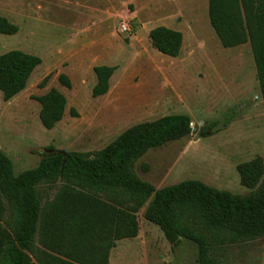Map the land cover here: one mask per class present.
I'll return each mask as SVG.
<instances>
[{
    "label": "rangeland",
    "instance_id": "374dc122",
    "mask_svg": "<svg viewBox=\"0 0 264 264\" xmlns=\"http://www.w3.org/2000/svg\"><path fill=\"white\" fill-rule=\"evenodd\" d=\"M26 1L39 21L15 18L18 31L0 34V54L17 49L42 60L25 89L8 101L0 92V149L14 173L36 166L46 154L97 151L132 125L186 114L194 130L148 149L132 163L134 173L156 189L188 179L236 195L254 189L241 185L236 166L256 156L264 162V103L256 66L249 43L220 44L209 22L208 0ZM122 22L129 32L120 31ZM158 25L182 29L178 56L151 45L149 30ZM95 65L116 66L107 93L98 97L91 95ZM60 73L70 78V89L58 82ZM51 87L67 104L62 119L46 129L32 96ZM56 189L38 184L41 202L47 204ZM150 200L136 213L138 237L116 241L109 264H197L195 243L183 239L172 248L160 228L143 217ZM206 236L217 264H264V236L226 244Z\"/></svg>",
    "mask_w": 264,
    "mask_h": 264
},
{
    "label": "trees",
    "instance_id": "16d2710c",
    "mask_svg": "<svg viewBox=\"0 0 264 264\" xmlns=\"http://www.w3.org/2000/svg\"><path fill=\"white\" fill-rule=\"evenodd\" d=\"M209 22L223 47L249 43L264 103V0H208ZM18 27L0 15V34ZM150 43L162 54L179 55L181 31L158 25L149 30ZM39 56L13 49L0 54V92L4 101L25 89ZM116 66L95 65L92 97L107 93ZM49 75L39 83L43 87ZM58 82L70 89L60 73ZM40 104L39 120L52 129L63 117L67 99L55 87L32 96ZM70 114L77 113L70 108ZM186 114L164 115L130 126L100 150L56 151L36 166L14 173L0 149V264H108L116 241L138 235L136 213L157 225L172 248L183 239L197 245V264H217L209 254L214 243L246 242L264 236V162L260 156L236 166L241 185L254 188L232 194L188 179L156 189L141 180L132 163L148 149L189 135ZM56 185L43 204L37 185ZM201 229L206 234L199 233Z\"/></svg>",
    "mask_w": 264,
    "mask_h": 264
},
{
    "label": "crops",
    "instance_id": "0c3cea01",
    "mask_svg": "<svg viewBox=\"0 0 264 264\" xmlns=\"http://www.w3.org/2000/svg\"><path fill=\"white\" fill-rule=\"evenodd\" d=\"M63 1H69V0H63ZM36 6L39 7L38 5H36ZM33 14H34L33 4L31 3V1H26V0H0V15L5 17L11 23H13L11 21L12 19L19 18V17L22 19L23 22L39 21L38 17H33L34 16ZM13 24H15V23H13ZM170 28H174V29H177V30L182 32V29L181 28L179 29L178 26H170ZM138 235H139V233H138ZM138 235L134 238H137ZM109 260H110V255H109Z\"/></svg>",
    "mask_w": 264,
    "mask_h": 264
},
{
    "label": "built area",
    "instance_id": "2783aa9c",
    "mask_svg": "<svg viewBox=\"0 0 264 264\" xmlns=\"http://www.w3.org/2000/svg\"><path fill=\"white\" fill-rule=\"evenodd\" d=\"M119 29L121 32H129L130 27L126 22H122L121 25L119 26Z\"/></svg>",
    "mask_w": 264,
    "mask_h": 264
},
{
    "label": "water",
    "instance_id": "95a60500",
    "mask_svg": "<svg viewBox=\"0 0 264 264\" xmlns=\"http://www.w3.org/2000/svg\"><path fill=\"white\" fill-rule=\"evenodd\" d=\"M194 130V128L192 127V131Z\"/></svg>",
    "mask_w": 264,
    "mask_h": 264
}]
</instances>
